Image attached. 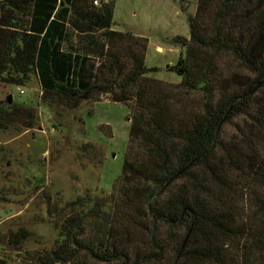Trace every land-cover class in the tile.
I'll return each mask as SVG.
<instances>
[{"label":"trees","instance_id":"trees-1","mask_svg":"<svg viewBox=\"0 0 264 264\" xmlns=\"http://www.w3.org/2000/svg\"><path fill=\"white\" fill-rule=\"evenodd\" d=\"M196 2L190 36L173 39L184 55L166 68L178 83L150 75L146 37L112 28L114 0L0 4V78L35 75L41 99L66 107L107 95L130 111L110 194L45 191L57 237L18 264H264V0ZM7 107L0 129L34 118ZM81 147L102 162L100 147Z\"/></svg>","mask_w":264,"mask_h":264},{"label":"rangeland","instance_id":"rangeland-1","mask_svg":"<svg viewBox=\"0 0 264 264\" xmlns=\"http://www.w3.org/2000/svg\"><path fill=\"white\" fill-rule=\"evenodd\" d=\"M196 3L114 0L112 28L146 37L145 64L157 68L150 75L178 83L180 77L166 68L184 55L185 48L173 39L190 36L188 19ZM41 97L35 75L22 85L0 78V107L16 104L34 113L32 119L23 113L0 129V259L4 264H18L25 249L54 244L57 231L47 219L45 191L59 194L64 201L88 193L108 196L124 163L130 129L125 104L106 95L70 108ZM83 144L100 147L102 162L83 154ZM22 227L31 235L16 247L8 241L9 231Z\"/></svg>","mask_w":264,"mask_h":264},{"label":"built area","instance_id":"built-area-1","mask_svg":"<svg viewBox=\"0 0 264 264\" xmlns=\"http://www.w3.org/2000/svg\"><path fill=\"white\" fill-rule=\"evenodd\" d=\"M19 92L23 93V90L21 89V87H18Z\"/></svg>","mask_w":264,"mask_h":264},{"label":"water","instance_id":"water-1","mask_svg":"<svg viewBox=\"0 0 264 264\" xmlns=\"http://www.w3.org/2000/svg\"><path fill=\"white\" fill-rule=\"evenodd\" d=\"M10 97H11V96H8V97H7V99H8V102L10 101Z\"/></svg>","mask_w":264,"mask_h":264}]
</instances>
